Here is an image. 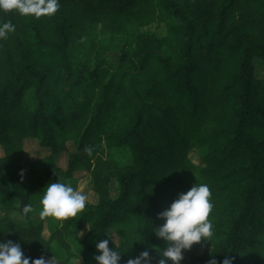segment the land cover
<instances>
[{
    "label": "trees",
    "instance_id": "obj_1",
    "mask_svg": "<svg viewBox=\"0 0 264 264\" xmlns=\"http://www.w3.org/2000/svg\"><path fill=\"white\" fill-rule=\"evenodd\" d=\"M59 3L39 18L0 12L16 26L0 40V205L18 202L12 209L22 216L0 218V240L58 264H73L80 248L89 262L110 228L133 217L120 264L145 248L157 264L167 244L153 224L190 189L191 174L211 188L214 233L184 250L180 264H264V77L255 65L264 68V0ZM99 25L128 36L116 63L100 49ZM28 138L50 154L24 166ZM192 149L206 150L204 166L191 162ZM82 170L96 203L64 220L22 213L26 203L39 208L49 182L76 187ZM200 247L210 255L199 256Z\"/></svg>",
    "mask_w": 264,
    "mask_h": 264
},
{
    "label": "clouds",
    "instance_id": "obj_2",
    "mask_svg": "<svg viewBox=\"0 0 264 264\" xmlns=\"http://www.w3.org/2000/svg\"><path fill=\"white\" fill-rule=\"evenodd\" d=\"M60 8L59 0H0V12L15 10L22 16H35L39 18L44 15H53ZM16 29L11 20L0 21V40L7 39L9 34ZM91 154V148L85 149ZM21 170V179H23ZM212 191L207 183H196L187 192H181L168 208L158 213L164 220L160 226L153 224L152 231L158 238L163 239L167 247L157 248L159 259L157 264H180L183 259L184 250L191 249L194 243L211 239L214 233V224L210 215L214 204L212 202ZM88 196L79 188L73 187L71 183L61 180L49 182L44 187L43 195L39 200V208L32 203L23 205L22 213L37 212L43 220L52 217L64 220L76 217L85 209ZM108 239H100L96 243L98 254L94 259L98 264H120V253L123 251L117 245L115 237L105 234ZM114 247H109V243ZM74 255L80 264V248L74 250ZM0 264H58L55 255L37 258L26 256L21 244L10 239L0 240ZM126 264H153V258L148 248L139 255L129 258ZM209 264H216L213 258ZM222 264H232L231 257H225Z\"/></svg>",
    "mask_w": 264,
    "mask_h": 264
},
{
    "label": "rangeland",
    "instance_id": "obj_3",
    "mask_svg": "<svg viewBox=\"0 0 264 264\" xmlns=\"http://www.w3.org/2000/svg\"><path fill=\"white\" fill-rule=\"evenodd\" d=\"M103 30H105V27L101 25H99L96 30V32L100 34V38H101L99 41L100 44L104 46L106 45L105 47L101 46L102 48L100 49H102L103 51L107 49L108 52L105 55L106 59H108L110 62L116 63L120 60V55L123 51V46L125 44L123 37L126 38L128 36L113 35L112 33H109V32H102ZM130 35H132V32H129V37ZM255 65H256L257 77L263 78L264 68H263L262 62L260 60H255ZM25 153H26V158L23 162L24 166L30 165L33 162H36L37 160H39L40 158H43L50 154L48 150H44L40 148V146L38 145V142L35 139H29V138L25 140ZM205 154H206L205 149H192L189 152V158L193 164L198 165V166H204L205 165L204 163ZM3 155L4 153L0 147V156H3ZM66 158L67 157L65 154H62L57 157V162L63 168L67 167ZM75 176L78 177L79 179L76 188H79V190L85 192L88 196V200L86 203H96L98 198L93 190V182L91 178L89 177V175L82 170V171L77 172ZM185 179H186V182L190 185V188L195 184V180L191 174H186ZM116 185H117L116 183H113V185H111L113 196H116V193H117ZM17 204L18 202L10 203L8 206L0 205V218H3L9 215L15 220H19V221L22 220V216L19 214V212H17L15 209H12V207ZM36 216H37V213L33 215V218L36 219ZM135 225H136V220L133 217H130L125 223L113 225L109 230V234L115 237L117 245H119L122 239L124 238L126 231L131 228H134ZM88 228H89L88 224H84L82 228L78 231V237L83 238L85 234L87 233ZM43 234L45 237H48V232L46 229L44 230ZM211 250L212 249L209 247L204 248V249H199L198 251L199 256L207 257L210 255ZM45 257H49V256H45ZM72 262L73 264H78V259L74 258L72 259ZM80 264H98V262L95 259L90 260L89 262H85L81 258Z\"/></svg>",
    "mask_w": 264,
    "mask_h": 264
},
{
    "label": "crops",
    "instance_id": "obj_4",
    "mask_svg": "<svg viewBox=\"0 0 264 264\" xmlns=\"http://www.w3.org/2000/svg\"><path fill=\"white\" fill-rule=\"evenodd\" d=\"M204 248H208V247H200L199 249H204ZM209 248H211V247H209ZM212 249V248H211Z\"/></svg>",
    "mask_w": 264,
    "mask_h": 264
}]
</instances>
